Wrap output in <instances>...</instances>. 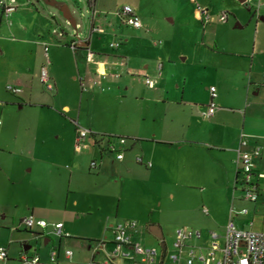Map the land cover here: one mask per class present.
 <instances>
[{
    "label": "crops",
    "instance_id": "1",
    "mask_svg": "<svg viewBox=\"0 0 264 264\" xmlns=\"http://www.w3.org/2000/svg\"><path fill=\"white\" fill-rule=\"evenodd\" d=\"M188 1L194 5L197 12L198 3ZM231 1L247 7L250 19L246 27L251 24L253 18H256V21L251 26V36L243 42L224 40L218 33H215L213 42L208 47L204 46L205 39L202 41L201 59L195 71V78L205 93L200 101H196V89L187 87V79L183 80L179 97L174 102H168L161 96L154 97L151 95L154 88H148L144 83V78L149 77L147 66H144L142 71L136 69L124 57L122 50L114 55L106 54L105 47L100 43V36H109L108 47L112 50L126 47L122 42L127 43L128 39L120 26L110 30L112 35L105 32L100 20L102 13L99 14L95 5L91 24L103 32L91 33L89 29L87 38H79L81 47L76 51L69 47L76 35L61 43L50 34L47 19L40 12H34L31 8L27 11L25 26L20 33L13 34V39L20 43L18 52L22 53L19 60L21 65L13 69L14 83L22 90L18 94L10 93L12 96L0 101V117L5 115L6 120L10 121L16 120L19 115L39 119L60 118L63 121L70 120L74 131L71 132L70 154H65L64 148H58L52 151L51 155L42 156L47 161L42 162L40 166L41 175L35 202H32V209L28 214L19 215L18 227L24 217L34 216V213L43 214L42 217L51 225L62 223L63 232L65 223L55 218L54 214H75L77 219L81 217L99 221L103 224L105 235L99 240L94 239L95 237L83 238L86 242L85 252L89 255L79 264H102L105 254L114 248L113 227L118 223L136 222L128 215H124L121 220L117 218L122 202H134L131 212L137 216L138 224L136 222V227L131 232L132 240L140 243L142 237L139 229H145L159 240L161 245H165L162 224L153 218L154 207L161 205L164 195L174 200L175 196L187 189L198 186L218 187L220 178L225 177L232 182L234 196L231 207L238 191L237 200L240 201L241 187L239 188L238 182L241 174L237 173L234 160L241 134L250 136L251 143H257L264 148V0H205L204 6L210 15V8L215 11L216 15L212 16L215 19L220 15V11L226 10L228 20V12H233ZM256 2L257 7L254 8L253 4ZM107 8L109 7L100 10L105 11ZM135 10L138 14L136 8ZM9 17L0 20L1 32L2 20H9ZM115 17L124 27L137 31L141 29L129 27L116 15ZM215 21L217 20L213 22ZM200 23L203 28L209 25L203 24L201 19ZM226 23L227 21L222 24ZM235 27L241 29L243 25L236 23ZM114 41L120 43L116 49L110 46ZM87 50L94 54L92 62L86 59ZM42 67L47 68L54 86L52 105L37 101L34 95L35 83L43 86L39 81ZM157 72L158 67L155 73ZM211 86L217 91V97L214 99L216 111L211 117L213 120L202 122L198 120L197 115L199 109H206L211 102ZM76 97L77 111L70 114L75 109H71L69 99ZM58 102L62 103L60 110L55 108ZM83 112L85 118L82 117ZM78 127L97 135L126 137L128 143L124 158L119 161L114 155L107 154L99 146L91 144L86 149L76 151ZM6 131L8 130H2L1 134ZM59 138L60 132L56 131L55 139ZM46 142L45 139L42 140L41 146L45 147ZM81 153L86 155L81 156ZM137 157L142 159V163L136 161ZM91 161H96L98 165L94 171L89 169ZM146 162H150L151 166H147ZM26 191H29L27 187ZM139 201H150L151 204H141V209L137 204ZM255 211L258 216L264 212L261 201L254 204L252 212ZM250 212L249 209L247 216H236L240 228L251 229L248 222L256 217L253 213V218L247 219ZM5 218L4 213L0 214L1 220ZM228 218L229 215L227 220ZM67 225L65 232L68 233L70 224ZM224 226L221 228L224 229ZM201 230L205 239L208 238L209 231H214L206 227ZM29 232H36L38 240L44 246L50 244L54 238L57 240V246L52 243L47 253L49 255L52 249H58V259L51 262L49 255V261L59 264V258L62 256L61 241L64 237H40L38 231ZM156 234L161 237L158 238ZM65 238L76 239L72 236ZM100 241L105 242L103 248L97 244ZM93 244L96 246L92 247ZM5 247L8 252L6 260H9L10 250L8 246ZM25 247L28 249L25 250ZM22 252L29 256L37 255L39 264H42L39 249L25 245L18 250V258ZM99 256L100 260L97 259ZM62 257L73 264V252L71 259L66 258L64 254ZM113 264L123 262L116 260Z\"/></svg>",
    "mask_w": 264,
    "mask_h": 264
},
{
    "label": "rangeland",
    "instance_id": "2",
    "mask_svg": "<svg viewBox=\"0 0 264 264\" xmlns=\"http://www.w3.org/2000/svg\"><path fill=\"white\" fill-rule=\"evenodd\" d=\"M57 1L69 8L76 23L75 27L63 18L59 10L45 5L42 0H15L14 4L18 6L17 9L10 14L9 20H2V32L0 31V101H4L7 96H12L6 87L10 86L22 90L14 83L15 70L13 69L21 65L19 60L22 53L18 52L20 43L13 39V34L20 33L25 26L27 11L30 8L34 12H40L47 19L50 34L57 41L63 43L76 34L81 39L87 38L92 22V10L88 1ZM204 2L205 0H196V3L205 8ZM125 4L137 9L142 25L139 30L141 33L118 23L114 13ZM230 4L233 12H228L229 17L225 25L217 20L203 28L196 8L194 9V5L190 4L188 0H96L95 8L99 14L102 13L100 20L105 32L112 35L110 30L120 26L128 39L127 43L122 42L126 47H120L118 50H112L108 47L109 36H100V43L105 47L106 54L109 55H114L122 50L124 57L136 69L142 71L144 66H147L148 76L156 80V85L151 91V95L154 97L161 96L163 99L166 98L168 102H174L179 97L183 80L187 79V87L196 89V101H200L205 93L204 88L199 86V82L195 78V71L197 63L201 59L202 41L205 39L203 41L204 46L208 47L212 44L215 33H218L220 38L224 40L243 42L251 36V26L256 21V18H253L251 24L246 27L245 25L250 19L247 7L240 6L239 3L237 5L234 1H231ZM257 4V2L253 4L254 8L257 7ZM107 6L109 8L105 11L100 10ZM209 11L211 16L216 15L211 8ZM225 11H220V13ZM236 23H240L243 27L241 29L236 28ZM208 51L210 52V49ZM49 55L51 57V52ZM159 64L163 67L160 74L155 73ZM34 87V95L38 99L37 101L52 105L54 90L49 93L39 83H35ZM95 91L100 92L99 89H95ZM188 94H190L189 91ZM69 101L71 109H75L70 113L73 114L77 111L75 105H78V98H70ZM61 104V102L56 103L55 108L60 110ZM198 107L199 105H197ZM205 110V108L199 109L198 120L202 122L213 120V118L207 119L202 116V112ZM84 115L85 112H83L82 117ZM5 129L8 131L1 134L2 130ZM56 131L60 132L58 140L55 139ZM72 131L74 130L70 120L63 121L60 118L44 117L39 119L34 116L19 115L16 120L10 121L6 120L5 115L0 117V149L2 150H0V214L6 215L5 219H0V246H8L10 250V259H0V264H19L17 261L18 250L25 245L39 249L42 264H52L49 261L47 249L52 243L57 246V240L53 237L51 243L44 246L38 240L36 232L26 231L22 225L18 227V217L20 214H28L32 209V202H35L37 184L41 175L40 166L42 162L47 161L42 156L47 157L58 148H64L65 154H70ZM44 139L47 141L45 147L41 146V141ZM15 140L17 142H14ZM85 155V153H81V156ZM31 169L33 170L30 171ZM231 184V180L221 177L218 187L198 186L194 189H187L184 193L175 196L174 200L168 199L166 195L163 196L161 205L154 207L153 218L162 224L165 243L169 251L172 249L175 230L182 226L199 229L206 227L222 234L223 229L221 227L227 221L234 196ZM26 187L29 191H26ZM238 192L235 195L234 207L236 209H250L251 212L247 219H252L253 213L256 217L251 229L264 232L262 217L256 215L257 211L252 212L254 204L238 201ZM137 204L139 208L143 209L141 204L148 206L151 202L139 201ZM133 205L134 202H122L117 218L121 220L124 215H128L138 224L137 216L131 212ZM204 209L207 210V214L204 213ZM42 216L43 214L34 213L33 217L41 218L40 220L51 224ZM53 216L65 223L64 234L76 238L66 239L64 237L61 241V255L63 256L66 249H70L73 252V264H79L89 255L85 252L86 242L83 238L95 237L94 239L99 240L103 239L105 235L103 224H100L99 221H91L92 218L79 217L77 219L75 214L73 216L54 214ZM67 224H70L68 233L65 232ZM50 229L49 227L46 230ZM139 231L142 237L140 244L146 248H156L160 255L163 252V247L159 240L145 229H139ZM108 234L110 233L108 232ZM95 244L92 247L96 246ZM62 256L58 263L70 264ZM97 259L100 260L101 257L99 256Z\"/></svg>",
    "mask_w": 264,
    "mask_h": 264
},
{
    "label": "built area",
    "instance_id": "3",
    "mask_svg": "<svg viewBox=\"0 0 264 264\" xmlns=\"http://www.w3.org/2000/svg\"><path fill=\"white\" fill-rule=\"evenodd\" d=\"M95 15L94 0H87ZM196 2L195 0H190ZM15 0H0V20L7 19L13 13L17 6ZM197 5V12L203 23H210L219 20L222 23L227 21V12H222L213 18L208 10ZM115 15L127 26L134 29L142 27L140 18L134 7L123 5ZM91 33L97 31L102 33L103 30L95 28L90 29ZM119 42L114 41L110 44L112 48H118ZM71 50L76 51L81 47V40L76 37L69 44ZM47 47H45V55L47 56ZM94 54L87 50L86 59L88 62L93 61ZM162 65H158V74L161 73ZM39 81L46 91H53L54 86L51 83L47 68L42 67L39 72ZM144 83L148 88H154L156 80L145 77ZM11 94H18L20 89L14 87H6ZM211 94V102L206 110L202 112L204 118H211L216 111L214 99L217 97V91L214 86L209 88ZM94 137L99 138L97 134L90 130L78 127L75 142L76 151L86 149L91 145L99 146L107 154H112L117 160L124 158V151L128 143V139L123 136L105 137L100 143H96ZM250 136L241 134L238 146L236 148V158L234 160L235 168L240 175L238 182L241 187L240 200L257 204L262 202L264 206V148L257 144L251 143ZM138 163H142L140 157L136 158ZM151 166L150 162L145 163ZM98 168L96 161H91L89 169L94 171ZM207 214V210L204 209ZM249 209H236L234 205L230 208L229 218L224 226L222 234L217 231H209L208 238L205 239L203 232L198 228H190L187 226L179 227L175 230L172 249L169 251L167 246L163 245V252L159 255L156 248H146L140 243L132 240V230L136 227V222L129 221L126 223H118L113 227V245L112 251L105 254L102 264H113L116 260H121L123 264H264V232L254 231L252 229H242L236 222V216H247ZM264 222V212L261 214ZM254 221L248 222L250 228L254 225ZM21 225L29 231H38L39 236H56L69 237L62 231L63 224H48L44 220L36 219L32 215L26 216L21 220ZM50 230H46L48 228ZM100 248L105 246L104 241L97 243ZM165 246V247H164ZM64 256L68 259L72 257L71 250H65ZM50 260L55 262L59 257L58 249L50 251ZM8 252L5 246H0V259H7ZM19 264H39L37 255L29 256L22 252L18 258Z\"/></svg>",
    "mask_w": 264,
    "mask_h": 264
},
{
    "label": "water",
    "instance_id": "4",
    "mask_svg": "<svg viewBox=\"0 0 264 264\" xmlns=\"http://www.w3.org/2000/svg\"><path fill=\"white\" fill-rule=\"evenodd\" d=\"M44 2L45 5L55 8L57 10H59L63 16V18L73 27L76 26L75 20L73 19L71 12L69 10V8L66 5H62L61 3H59L57 0H42ZM93 26V24L90 25L89 29H91V27ZM77 35V34H76ZM156 236L158 238H160L161 236L159 234H156ZM164 244H162L163 246ZM25 250L28 249V247L24 248Z\"/></svg>",
    "mask_w": 264,
    "mask_h": 264
},
{
    "label": "trees",
    "instance_id": "5",
    "mask_svg": "<svg viewBox=\"0 0 264 264\" xmlns=\"http://www.w3.org/2000/svg\"><path fill=\"white\" fill-rule=\"evenodd\" d=\"M109 136H111V135H97V137L99 138V142L97 141V138L96 137H94V140H95V142L96 143H100L101 141H103V139L105 138V137H109ZM29 231V230H28ZM165 246H166V244H165ZM164 246V247H165ZM8 259V258H7Z\"/></svg>",
    "mask_w": 264,
    "mask_h": 264
}]
</instances>
